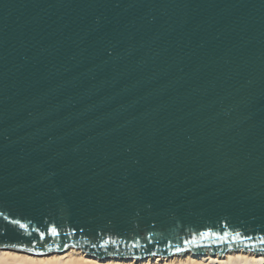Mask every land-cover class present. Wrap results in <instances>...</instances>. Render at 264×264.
Wrapping results in <instances>:
<instances>
[{"label":"water","instance_id":"95a60500","mask_svg":"<svg viewBox=\"0 0 264 264\" xmlns=\"http://www.w3.org/2000/svg\"><path fill=\"white\" fill-rule=\"evenodd\" d=\"M52 227L28 246H262L264 0H0V239Z\"/></svg>","mask_w":264,"mask_h":264},{"label":"snow or ice","instance_id":"6c2138e0","mask_svg":"<svg viewBox=\"0 0 264 264\" xmlns=\"http://www.w3.org/2000/svg\"><path fill=\"white\" fill-rule=\"evenodd\" d=\"M15 223H19L16 221ZM21 228L24 227L23 224L20 225ZM61 233L57 230V228L52 227L47 230V233L45 231H40L38 236H36L34 239H29L27 243L18 241L17 243L8 244L5 243L4 240L0 239V246H11L12 248L16 250H25L29 251L35 254H43L44 252L51 251L52 246L46 245L44 243H40L39 247L32 246L29 247L28 245H35L37 241L43 242L47 237H58ZM211 238V239H210ZM67 239V234H65V240ZM253 236L249 235L247 232H237L234 230V234L229 237L228 232H223L222 234H217L216 232H213L211 230L204 231L199 233V240H197V237L195 235L192 236L191 239H185L182 241V247L180 246V242H177V244H170L168 248L166 249H160L157 248L156 251H154L152 254L156 255L158 252L160 253H168V254H179L183 251H193L195 252H203L207 250H212L213 254H216V252H220L221 254L225 251H239L241 249L245 251H257V252H264V241H261L262 246H257L255 243H246L245 241H252ZM205 241H210L208 243H205ZM152 243V238L149 237L144 244H140L139 247L146 248L147 244ZM160 241H155V244H159ZM109 245H112L115 247L117 254L119 255V245L116 244V241L109 239H104L102 243L98 245L99 248L107 249ZM70 247L68 243H63L56 246L57 250H64ZM94 247H97L94 245ZM129 247H137L136 243H133L129 245ZM175 248V252H172L171 249Z\"/></svg>","mask_w":264,"mask_h":264},{"label":"bare ground","instance_id":"6f19581e","mask_svg":"<svg viewBox=\"0 0 264 264\" xmlns=\"http://www.w3.org/2000/svg\"><path fill=\"white\" fill-rule=\"evenodd\" d=\"M5 257L12 258L20 264H67L71 261L75 263L81 261L84 264H264V257L236 253H230L220 259H218V254L205 253L201 258H198L187 253L168 257H151V259L148 257L136 262V260L84 257V251L65 250L63 252L34 254L0 248V260Z\"/></svg>","mask_w":264,"mask_h":264},{"label":"rangeland","instance_id":"374dc122","mask_svg":"<svg viewBox=\"0 0 264 264\" xmlns=\"http://www.w3.org/2000/svg\"><path fill=\"white\" fill-rule=\"evenodd\" d=\"M12 251H13V250H12ZM0 264H20V263L14 261L12 258H7V257H5V258H2V259L0 260ZM67 264H84V263L81 262V261H79V262H77V263L71 261V262H68Z\"/></svg>","mask_w":264,"mask_h":264}]
</instances>
